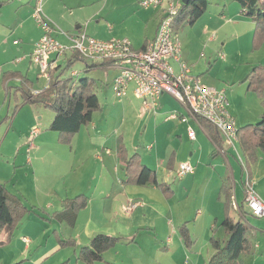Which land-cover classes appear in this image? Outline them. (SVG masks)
Wrapping results in <instances>:
<instances>
[{"label": "crops", "instance_id": "0c3cea01", "mask_svg": "<svg viewBox=\"0 0 264 264\" xmlns=\"http://www.w3.org/2000/svg\"><path fill=\"white\" fill-rule=\"evenodd\" d=\"M92 1L94 0H43V3L46 2V11L43 9V12L45 11L48 14L47 16H44L45 21L54 27V36L60 42L70 44L69 38L62 33L64 31L60 30V25L65 26L66 23L62 20H65V18L61 17V13L65 10L62 8L68 4L71 5L67 6L69 8L76 5L78 7L82 6V8H87V6L96 2ZM135 1L139 2V0H134V2ZM208 1L209 4L207 10L195 22V24L191 25V28L194 30L200 28L202 36H204L209 43H217L218 41L222 43L223 47L221 52L223 54L220 55V59L225 60L220 62L226 63L229 60V55L226 54L228 52H226L225 49V44L227 42L224 38L227 36V32L229 31L238 39L244 36L250 45V40L255 30V24L250 18L243 14L239 3L235 0ZM36 2L37 0H0V17L3 23V28L7 30L13 29L15 31L14 33L17 34L13 43L14 46H18L21 51L23 50L22 52L25 50L29 51L28 53H26V51L24 52L23 57L19 58L20 61L16 60L14 67L0 68V77L4 72L9 71H18L22 73L30 82L27 88L35 95L45 90L49 85V79H47V85H42L39 83L35 84L34 80L31 78V76L35 75L33 74L34 68L31 64L32 61L30 55L35 48V44L44 33V30L38 25V23H35L33 17ZM42 8H44L43 5ZM103 10H105L104 7L96 13H92L91 17L99 16V12H102ZM125 10H128L126 13H129L130 11L129 6L126 4ZM145 10L150 12L147 13L143 26H140L138 23L139 27L143 30L142 36L132 41L133 46L137 49L144 48L146 44L154 38L159 23V14L156 9L149 8ZM107 17L110 18L109 16ZM152 24L154 25L152 26ZM111 28L112 26H109V29ZM76 29L77 30L75 32L68 31L65 33L74 35L79 31H86V27L82 28L81 25H77ZM185 30H188V28H186V26H182L179 31L176 32L177 37L179 38L180 33L183 31L185 33ZM263 48L264 45L261 49ZM181 54L183 61H187L186 63L194 61L188 49L185 51L184 56L182 45ZM73 55L74 54L72 53H66L64 56H52L49 61V70L58 66H63V63L65 62L67 64ZM252 57L253 59L245 62V66L248 69L247 75L253 66L258 65L257 63H259V65L260 63H263L262 61L264 56L260 57L256 54L252 55ZM62 58L64 60L63 62H61ZM105 63L106 67L99 70L115 69V72L118 75V68L113 67L108 62ZM218 64L220 63L210 65L215 67ZM73 73L78 74L77 70ZM201 79L203 81L204 78ZM20 82L22 84L20 78H13L7 82V86L10 88V92L8 94L4 84L0 86V96L3 97L4 95L3 105H5V99L7 100L8 97L10 99L11 93H15L14 98L18 100L17 105H21L15 113V116L11 118L10 115H7L4 122L12 121L15 124L21 115L22 119L26 121V116H23V112H25L28 108H31L30 110H32V114L34 113L30 120L31 127L35 126L38 120L43 118V116L40 115L41 112L46 114L48 118L45 128L49 127L54 118V113H47V109L42 105L28 103V100L25 102ZM208 83L216 89H223L226 91V95L229 100L230 113L232 112V108L233 110H237L238 103L236 102V96L233 93L230 98L228 89L223 85L224 83L222 81L217 80L214 82L209 80L206 84ZM242 83L240 87H243ZM36 88L39 89L35 90ZM250 95H254L257 102L255 101L253 107H248L246 104L244 107L242 106L239 109V113L237 112L234 116L237 127H239V125L242 127L246 124L259 122L264 112V106L260 103V100L254 92L247 91L244 96L247 98ZM162 97H165V95ZM32 106H39L38 111H35V108ZM2 112L3 109L0 110V114ZM192 120L199 123L194 119ZM92 123L93 122H91V124ZM199 125L201 124L199 123ZM37 129L39 130L40 128ZM39 132L41 131L39 130ZM208 137L211 140V144H209L208 141L194 142L193 140L194 143L192 144H188V142L185 143L188 145L189 150L186 148L187 146L182 149L180 146L178 149L175 148L173 151H169L167 149L163 150L161 154H159L162 157L161 160L158 158V154H155L157 159L152 156V151L156 145L155 143L145 149L143 145L141 146V142L136 143L135 141H124L128 155L131 156L134 153H138L143 164L156 172L157 179L161 182H167L170 184L171 189H174V197L170 199L165 198L161 189L154 186L122 184V180L125 176L124 163L118 156L117 141H72L70 146L64 144L63 153L70 159V161L71 159H74V162L71 165V171L75 172L74 177L77 180V183H75L73 191H75V194L85 193L88 197V204L85 208L79 211L76 223L72 227L73 229H71L72 232L68 237H66L74 238L77 241V247L68 248L70 253H67V258L65 259V256H62L59 261L62 260L63 264H85L77 259L79 248L89 245L91 239L96 234L106 233L123 238L117 246H125V260H119L117 255L110 254L112 250H109L104 253V260L97 264H144L145 261L143 260L146 258L150 261H158V264H195L193 257H195L194 254H198V247L195 244L190 248L185 247L184 240L180 232L181 226L186 225L190 237H192L196 243L203 240L202 237H205L208 241H210L213 234L215 237L220 239L225 237V232L219 225L225 217L224 195L221 193V186L229 173H231L234 179L233 190H235L237 200L241 206L240 211H235L231 206V215L235 218H242L244 221L249 222L250 219L248 220V218H252L254 216L250 213V209L245 202V191L243 186V179L245 178L243 163L245 162V159L243 152L239 148H237L238 154H236V150L232 151V148L230 149L231 145L229 146L226 142V138L220 134L223 142V149H217V155H214L215 144L209 135ZM236 141L239 142L238 139ZM24 143H26V141H21L20 147H22ZM130 145L133 146L132 150L129 149L131 148ZM33 147V154L40 152V146L35 145ZM141 149H143V151H141ZM160 150H162V148ZM188 152L189 154H187ZM229 154L233 156L236 162ZM169 156L170 159L174 158L170 166L173 168L172 170L167 169V159ZM256 156L257 160L251 166V178L254 183L264 181V176L261 178L262 173H259L258 171L261 162L264 163L263 151L261 149H257ZM27 161L31 163V157L27 158ZM237 161L239 164H237ZM183 162L191 163L195 167L194 173L179 176L177 171L180 164ZM189 175L191 177H188L189 179L186 181L187 184L194 182L199 176L204 175L203 180L206 181L205 183H207L209 187H211L210 190L212 195L215 199L217 198V204L219 206L216 207L217 209L204 206L203 210L200 208L197 209L195 206L196 216L192 220L189 218L190 216H188L187 211H178L175 203V200L178 202L181 201L179 193L182 190V183H178L176 186L175 180L178 179L179 181H183ZM237 178H239L238 183L236 181ZM238 184L241 187L240 190L237 189ZM186 190L187 188H185V191ZM252 227L255 229L250 237L253 248L250 253L241 255L242 264H264V226L253 224ZM55 229H57V227ZM213 230H215V232H212ZM17 233L18 231L16 232V236L14 235L12 239L7 236V232L0 234V249L9 244L17 245V240L20 238L19 235V237H17ZM258 234H260V238L256 242L253 241L255 235ZM20 239V243L25 246L19 247V259L26 255V263H29L32 258L28 256L29 254H27L25 250L29 249L28 244L31 240L26 235H22ZM131 248L135 249L134 257H127L129 249ZM58 250L60 249L57 247L54 254H58ZM163 250H165L164 253L170 254L172 257L176 254H179L181 257L171 260L168 263H163L160 261ZM6 253L7 251L2 254L7 255ZM213 254L214 249L211 248V243L209 242V245H207V252H204V254L201 255L204 258V264L209 263ZM50 257L51 255L47 256L44 263H46ZM14 261L15 260H11L10 264Z\"/></svg>", "mask_w": 264, "mask_h": 264}, {"label": "rangeland", "instance_id": "374dc122", "mask_svg": "<svg viewBox=\"0 0 264 264\" xmlns=\"http://www.w3.org/2000/svg\"><path fill=\"white\" fill-rule=\"evenodd\" d=\"M94 1H92L94 3L87 6V8H82V6L78 7L77 5L70 8L67 7L71 6L70 4L63 7L62 9L65 10L61 13V17L65 18V20H62L66 23L65 26L60 25V30L64 32H75L77 30L76 26L81 25L82 28L86 27V32L95 38L104 40L111 39L112 37L128 38L131 42L142 36L143 30L139 25L143 26L145 17H147V13L150 11H146V8H144L140 2H134V0ZM125 4L129 6V13H126L128 10H125ZM43 7L46 11V2L43 3ZM102 7H104L105 10L99 12V16L91 17L92 13H96L98 10H101ZM45 11L43 14L47 16L48 14ZM34 20L36 23L35 18ZM153 25L154 24H152V26ZM109 26H112L111 29L113 31L109 29ZM185 26L188 30H185V33L184 31L180 33L179 40L182 45L184 56L185 51L188 49L194 60L188 63L184 61L191 68L192 74L204 78L203 83L209 87H212L209 83L206 84L209 80L214 82L217 80L222 81L224 83L223 85L228 89L230 98L231 94L234 93L238 108L237 110H233L232 108L231 113L233 117L237 112L239 113V109L242 106L244 107L247 104L248 107H253L255 101L257 102L255 96L250 95L247 98L244 96L247 91H251L248 89V82L242 83L248 71L245 62L253 59L252 55L258 54L260 57L264 56V48L261 49L262 47H260L259 49H254L253 36L249 45V42H247L244 36L238 39L228 31L227 36L224 38L227 42L225 44V49L226 52H228L226 54L229 55V60L226 63L220 62L225 60L220 59V55L223 54L221 52L223 47L222 43L219 41L217 43H209V41L202 36L200 28L194 30L188 23ZM14 32L13 29L7 30L3 28L0 17V68L14 67L16 60L22 58L25 51L26 53L29 52L28 50L22 52L23 50L21 51L18 46L13 45L16 39L15 36L17 35ZM68 53L71 54V52ZM28 61L30 62L29 59ZM63 61L62 58L61 62ZM262 62L263 63L260 64L264 65V59ZM88 63L92 64V62ZM216 63L220 64L215 67L210 65H215ZM31 64L34 68L33 74L35 75L31 76V78L34 80L35 84L47 85L48 78L43 76L41 67L35 62H31ZM63 64L62 67L66 65V62ZM85 64L84 61H76L74 65L65 70V75L72 76L73 82H77L84 77L93 79V88L103 108L102 110L94 112L92 124L90 123L87 126H83L79 132L74 135H61L59 131L50 130L48 127L45 128L48 118L46 114L42 112L40 115L43 116V118L41 120L37 118L38 122L35 126L31 127L30 120L34 115V113L32 114L31 112L32 110H30L31 108L23 112V116H26V121L22 119L21 115L15 124L12 121L4 122L5 117L7 115L11 116L14 112L18 100L14 98L15 93H11L10 99L9 97L7 100L5 99V105H3L4 95L3 97L0 96V110L3 109V112L0 114V183L4 184L8 192L18 196L30 208V210L19 219L13 235L16 236V232L18 231L17 237L20 236L21 238L22 235H26L31 240L28 244L29 249L25 251L29 254L28 256L32 258L29 263H26V255L19 259V247H24L25 245L20 243L21 239L18 238L17 245L9 244L0 249V264H10L11 260L18 261L17 263L19 264H63L62 260L59 261V259L62 256H65L64 258L66 259L67 253H70L68 248L71 247L63 246L59 240V236L68 237L72 232L71 229H73V226L69 225L66 220L60 219L57 213L64 209V202L66 200L75 198L82 193L75 194V191H73L74 185L77 183L74 177L75 172L71 171V165L74 159L70 161L63 153V141H71L72 144V141L114 142L122 139L123 141L141 142V146L143 145L145 149L155 143L156 145L152 151L154 154H152V156H154L155 159H157L155 154L159 155L166 149L173 151L180 146L181 149L185 146H187L186 148L188 149V145L185 144L186 142L192 144L195 141H208L209 144H211V140L207 132L204 131L203 126L194 122L191 118H188L187 122L182 121L180 115L183 114L188 116V114L175 97L167 94L159 100L155 112L153 109L147 110L144 107L143 100L134 96L131 91L125 98L118 99L116 97L113 91V83L117 75L115 69H92L86 71ZM257 64L259 65V63ZM252 69L253 67L251 70ZM75 70L78 72L77 75H73ZM4 73L0 77V86L4 83ZM241 83L243 87H240ZM37 89L39 88L35 90ZM257 98L260 100V103H262L264 93L261 97L257 95ZM32 107L35 108V111L39 109V106ZM46 111L47 113L52 112L49 109ZM174 112H178L179 118L167 120V116ZM188 126H191L196 132L197 138L194 142L188 137ZM240 127L241 125H239L237 129L239 130ZM35 128H40L39 130L41 132H35ZM21 141H26L22 147H20ZM71 144L65 145L70 146ZM235 144L236 148L241 149L238 141H235ZM35 145L40 146V152L33 154L34 150L32 148H34L33 146ZM226 145L228 146L227 143ZM130 147L129 149L132 150L133 146L130 145ZM161 148L162 150H160ZM230 149L235 151L232 146H230ZM141 151H143V149H141ZM187 154H189V152ZM229 155L233 158L231 154ZM29 157H31V163L27 161ZM158 158L161 160V155H159ZM169 160L170 156L167 159V169L172 170L173 168L168 167ZM234 161L236 162L235 159ZM240 162L243 163L242 161ZM237 164H239L238 161ZM244 166L247 168L246 164ZM258 171L262 173V178L264 176L263 162H261ZM188 177L191 176H187L183 181H179L178 179L175 180L176 186L178 183H182V190L179 193L181 201L178 202L175 200V203L177 210L187 211L188 216H190L189 218L192 220L196 216V208L203 210L204 206H209L214 209L218 204L217 198L215 199L212 195L210 190L211 187L203 180L204 175L199 176L194 182L187 184L186 181L189 179ZM236 181L238 183L239 178H237ZM254 185L259 195L264 200V181L255 182ZM185 188H187L186 191ZM237 189H241L239 184ZM172 190L173 195L169 197L164 195V197L167 199L174 197V189ZM249 219L250 221L248 223L250 225L259 224L264 226V218L252 217L248 218V220ZM54 226H56L57 229H55L56 227ZM259 236L260 234L255 235V237L253 235V241L256 242L260 238ZM13 237L14 236H12V238ZM190 238V247H193L195 244L198 247L197 252L200 254H194V263L204 264L205 261L201 255L207 252V245H209L210 241L202 237L203 240L196 243L192 237ZM119 243H117V245ZM184 244L185 247H188L185 241ZM116 246L107 251L112 250L110 254H116L119 260H125V246ZM57 247L60 249L57 251L59 253L54 254ZM211 248H213L212 245ZM6 251L7 255L2 254ZM134 251L135 249H129L127 257H134ZM164 252L165 250H163L160 259L163 263H168L171 260L181 257L179 254L172 257L170 254ZM49 255H51V257L44 263L46 260L45 258ZM15 261L12 264H17ZM143 261H145L144 264H158V261H150L148 258Z\"/></svg>", "mask_w": 264, "mask_h": 264}, {"label": "trees", "instance_id": "16d2710c", "mask_svg": "<svg viewBox=\"0 0 264 264\" xmlns=\"http://www.w3.org/2000/svg\"><path fill=\"white\" fill-rule=\"evenodd\" d=\"M239 3L242 12L255 24L253 35V47L259 49L264 44V0H235ZM208 0H189L188 4L182 5L179 14L174 19V29L176 32L187 23L190 25L195 22L207 10ZM78 60L83 61L76 53L62 67L49 70V85L38 94H32L27 88L29 80L20 72H6L3 75L4 86L7 94L10 88L7 81L13 78H20L22 81L21 91L25 102L39 104L54 113V118L48 129L59 131L61 135H74L83 126H87L93 120L94 112L102 110V103L95 92L94 80L89 77L73 82L72 76L65 75V70L74 65ZM85 62V61H84ZM85 70L101 69L106 67V63L85 62ZM248 82V89L255 92L258 96H263L264 91V65H255L246 78L242 81ZM264 106V99L262 102ZM20 104L15 107L11 118L20 108ZM198 122L203 126L207 134L215 144L214 155L217 149H223V142L217 127L205 118H198ZM238 140L243 152L245 164L251 177V166L257 160L256 151L261 149L264 153V112L261 119L256 124H246L238 130ZM64 144H71V141H63ZM119 159L124 163L125 177L122 184H138L160 188L166 197L173 195L170 184L161 182L157 179L156 172L143 164L138 153L128 155L124 141H117ZM174 158H171L168 167L171 166ZM234 179L231 173L226 176L221 186V193L224 195L225 217L221 222V227L225 232V237L220 239L213 236L210 239L214 249V254L208 264H242L241 255L251 252L253 245L250 237L255 229L242 218H235L231 215L230 196L233 192ZM88 204L86 194H79L75 198L64 202V209L57 213L60 219L66 220L69 225L74 226L79 211ZM30 208L18 196L8 192L6 186L0 183V234L8 232V237L12 238L16 230L19 219ZM181 234L190 248L191 238L186 225L181 226ZM214 232V230H213ZM63 246L77 247L74 238L60 237ZM123 238L106 233L96 234L89 245L82 246L78 250L77 259L85 264H97L104 260V253L122 241ZM19 264V263H17Z\"/></svg>", "mask_w": 264, "mask_h": 264}, {"label": "built area", "instance_id": "2783aa9c", "mask_svg": "<svg viewBox=\"0 0 264 264\" xmlns=\"http://www.w3.org/2000/svg\"><path fill=\"white\" fill-rule=\"evenodd\" d=\"M139 2L146 9H156L159 14L154 38L141 49L135 48L128 38L104 40L95 38L86 31H79L74 35L62 32L70 40V44H64L54 36V27L45 21L43 0H37L33 17L44 33L35 44L30 55L31 61L41 67L43 76L48 79L49 61L54 55L59 57L71 52L77 53L87 63L108 62L119 69L113 83V91L118 99L127 97L131 91L143 100L147 110L153 109L155 112L161 97L169 94L181 103L188 114V116L180 115L182 121L187 122L188 118L199 121V117L207 119L217 127L226 138V142L238 154L235 144L238 139V129L229 111L226 91L205 85L199 76L192 74L191 68L182 59L181 44L173 25L183 0H139ZM73 74L77 75V73ZM177 113H171L166 119H178ZM35 132L39 130L35 128ZM188 136L191 140L196 139V132L191 126H188ZM194 171L195 167L191 163L183 162L177 174L184 176ZM244 171L245 202L254 217L264 218V200L257 192L245 166ZM230 202L235 211H240L241 206L235 190L230 196Z\"/></svg>", "mask_w": 264, "mask_h": 264}, {"label": "water", "instance_id": "95a60500", "mask_svg": "<svg viewBox=\"0 0 264 264\" xmlns=\"http://www.w3.org/2000/svg\"><path fill=\"white\" fill-rule=\"evenodd\" d=\"M183 3L184 4H188L189 3V0H183Z\"/></svg>", "mask_w": 264, "mask_h": 264}]
</instances>
